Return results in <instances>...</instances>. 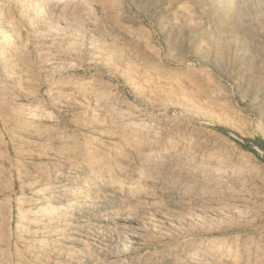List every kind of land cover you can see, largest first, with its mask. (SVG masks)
I'll return each instance as SVG.
<instances>
[{
	"label": "rangeland",
	"instance_id": "rangeland-1",
	"mask_svg": "<svg viewBox=\"0 0 264 264\" xmlns=\"http://www.w3.org/2000/svg\"><path fill=\"white\" fill-rule=\"evenodd\" d=\"M0 0V264H264V0Z\"/></svg>",
	"mask_w": 264,
	"mask_h": 264
},
{
	"label": "bare ground",
	"instance_id": "bare-ground-1",
	"mask_svg": "<svg viewBox=\"0 0 264 264\" xmlns=\"http://www.w3.org/2000/svg\"><path fill=\"white\" fill-rule=\"evenodd\" d=\"M65 0H47L46 3L41 7V9L47 7L48 5H55V4H60L63 3Z\"/></svg>",
	"mask_w": 264,
	"mask_h": 264
},
{
	"label": "trees",
	"instance_id": "trees-1",
	"mask_svg": "<svg viewBox=\"0 0 264 264\" xmlns=\"http://www.w3.org/2000/svg\"><path fill=\"white\" fill-rule=\"evenodd\" d=\"M259 147L264 150V144L259 145ZM264 161V160H263Z\"/></svg>",
	"mask_w": 264,
	"mask_h": 264
}]
</instances>
